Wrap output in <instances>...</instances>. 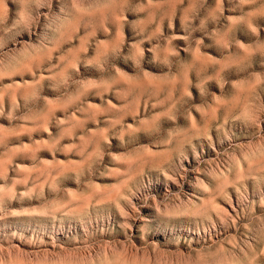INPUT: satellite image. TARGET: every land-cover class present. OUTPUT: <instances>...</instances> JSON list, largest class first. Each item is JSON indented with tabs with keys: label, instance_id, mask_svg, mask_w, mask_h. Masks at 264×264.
Here are the masks:
<instances>
[{
	"label": "rangeland",
	"instance_id": "1",
	"mask_svg": "<svg viewBox=\"0 0 264 264\" xmlns=\"http://www.w3.org/2000/svg\"><path fill=\"white\" fill-rule=\"evenodd\" d=\"M0 264H264V0H0Z\"/></svg>",
	"mask_w": 264,
	"mask_h": 264
}]
</instances>
